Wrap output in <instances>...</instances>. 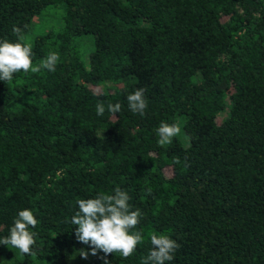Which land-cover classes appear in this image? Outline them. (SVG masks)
Masks as SVG:
<instances>
[{"label": "trees", "instance_id": "trees-1", "mask_svg": "<svg viewBox=\"0 0 264 264\" xmlns=\"http://www.w3.org/2000/svg\"><path fill=\"white\" fill-rule=\"evenodd\" d=\"M58 4L61 26L22 41L33 66L59 53L56 70L0 81V238L19 211L37 218L35 255L0 244V264H70L81 250L78 264H144L152 233L180 245L166 264H264V0H0V41ZM140 88L143 116L127 101ZM164 122L181 133L160 146ZM117 187L142 213L127 259L92 255L71 223L80 199Z\"/></svg>", "mask_w": 264, "mask_h": 264}, {"label": "clouds", "instance_id": "clouds-1", "mask_svg": "<svg viewBox=\"0 0 264 264\" xmlns=\"http://www.w3.org/2000/svg\"><path fill=\"white\" fill-rule=\"evenodd\" d=\"M12 32L18 37L16 42L8 40L0 41V81L13 80L14 74L24 72L39 73L41 70L54 72L61 57L57 52H51L36 66H33L32 47L30 43H23V31L18 26H13ZM128 108L134 114L143 116L148 108L145 99V90L137 89L127 96ZM107 110L113 114L121 111V104L109 103ZM98 116L105 113V105L101 102L96 105ZM181 133L179 124L161 123L157 129L158 144L169 145L173 138ZM179 163V160L176 161ZM148 194L152 189H147ZM129 194L117 187L114 194H98L95 198L80 199L79 211L72 217L71 223L75 226V235L79 242L91 248V254L97 255L103 252L109 254L120 253L127 259L136 251L137 246L143 242L141 231H131L141 221L140 210H131ZM37 225V218L30 209L19 211L14 225L10 229V235L0 238V244L7 245L11 249H19L22 254L35 255L33 246L36 244L34 233L30 227ZM151 251L144 264H166L173 261L175 253L179 249V243L168 235H150ZM87 258L88 251L80 253ZM105 264H109L106 260Z\"/></svg>", "mask_w": 264, "mask_h": 264}, {"label": "rangeland", "instance_id": "rangeland-1", "mask_svg": "<svg viewBox=\"0 0 264 264\" xmlns=\"http://www.w3.org/2000/svg\"><path fill=\"white\" fill-rule=\"evenodd\" d=\"M64 15V7L61 4L49 7L45 12L40 14L35 18V27L29 31L28 36L26 35L24 38L28 42H31L33 36H35L40 31H48L50 29H58L61 26L62 16ZM29 40H28V39ZM82 52L85 60L89 58V53L93 47L92 36H86L82 40ZM109 84V83H108ZM110 85V84H109ZM105 86L95 87L94 89L97 91H102ZM168 173H170L168 171ZM81 252L76 253L70 264H78L80 262H88L90 260L91 255L88 253L87 258H84ZM12 260L10 258L4 257L1 258L2 264H11Z\"/></svg>", "mask_w": 264, "mask_h": 264}]
</instances>
